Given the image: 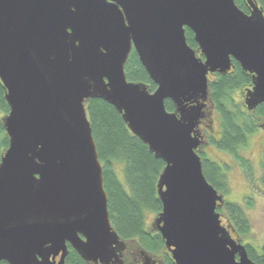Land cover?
I'll list each match as a JSON object with an SVG mask.
<instances>
[{
    "label": "water",
    "instance_id": "water-1",
    "mask_svg": "<svg viewBox=\"0 0 264 264\" xmlns=\"http://www.w3.org/2000/svg\"><path fill=\"white\" fill-rule=\"evenodd\" d=\"M248 5L250 15L235 0H0V82L10 108L0 264H66L68 246L87 264H122L126 243L111 224L90 100L113 106L165 163L154 226L175 264H255L223 225L224 197L197 152L210 73L237 62L252 77L247 110L264 105V13ZM133 51L155 92L127 80Z\"/></svg>",
    "mask_w": 264,
    "mask_h": 264
},
{
    "label": "trees",
    "instance_id": "trees-1",
    "mask_svg": "<svg viewBox=\"0 0 264 264\" xmlns=\"http://www.w3.org/2000/svg\"><path fill=\"white\" fill-rule=\"evenodd\" d=\"M253 1L264 13V0ZM235 3L240 10L248 14L246 0H235ZM186 38L189 47L197 49L198 45L190 30L186 31ZM234 65L236 70L240 71V65L235 61ZM125 72L129 82L145 84L150 92L156 91L157 86L149 78L135 51L129 57ZM251 83L250 75L239 73L236 76H221L216 84L210 85L212 101L222 122L223 138L220 148L233 155L247 146L250 136L259 128L253 118L230 107L233 103L230 99L232 91L247 87ZM5 95L6 91L0 82V163L9 148V138L3 125V119L10 113ZM165 105L167 111H176L171 101H166ZM87 113L99 160L103 166L104 188L108 195V210L113 228L122 240H137L146 251L153 254L163 253L165 264H175L171 257L165 254L166 247L161 234H151L146 227L147 213L162 212L157 185L165 163L156 159L148 146L129 131L122 115L110 104L103 100H90ZM257 115L259 119H264V105L258 107ZM202 165L207 181L221 196L227 195L229 184L218 165L203 156ZM118 173L122 174L123 181L119 179ZM217 212H224L235 236L247 237L251 234L249 220L241 205L227 202L219 207ZM245 247L249 258L255 264H264V246L261 249L249 244ZM68 249L66 264H87L71 246H68Z\"/></svg>",
    "mask_w": 264,
    "mask_h": 264
},
{
    "label": "rangeland",
    "instance_id": "rangeland-1",
    "mask_svg": "<svg viewBox=\"0 0 264 264\" xmlns=\"http://www.w3.org/2000/svg\"><path fill=\"white\" fill-rule=\"evenodd\" d=\"M247 87H240L232 91L230 95V99L233 102L230 107L253 118L259 127L257 132L250 136L247 146L238 150L239 156L244 159H238L214 145H210V147L204 149V157L221 165L224 164V166L226 164L229 165L225 169L229 193L227 195L222 194L224 204L228 202L241 205L246 212L251 226V234L249 236L238 237L232 233L234 239L240 240L244 246L249 244L256 249H261L264 246V119H259L257 111L251 113L245 107V88ZM211 100L212 94L209 89V102L207 103V108L204 110V116L207 112V118L204 117L203 121H210L213 128L219 132L222 130L221 117L217 111L215 112L216 106ZM118 175L119 179L123 181L122 174L118 173ZM220 215L223 225L231 227L224 212L220 213ZM157 217L158 214L147 213L146 227L151 229ZM157 255H160L159 257L162 262L165 261L163 253H157Z\"/></svg>",
    "mask_w": 264,
    "mask_h": 264
},
{
    "label": "flooded vegetation",
    "instance_id": "flooded-vegetation-1",
    "mask_svg": "<svg viewBox=\"0 0 264 264\" xmlns=\"http://www.w3.org/2000/svg\"><path fill=\"white\" fill-rule=\"evenodd\" d=\"M246 3L248 5V0H246ZM248 8H249L248 15H250L251 14V9H250L249 5H248ZM259 8H261V7L259 6ZM187 30H189V29H186V31ZM194 51L196 53V56L199 59H201L202 61H205V56L200 51L199 46L197 47V49H194ZM239 68H240V71H237L236 70V66L234 65V62H233V68L227 74H221L219 72L210 73L208 75V79H209V89H210V85L211 84H216L218 82V80L220 79L221 76H226V75L236 76L239 73H243L244 75H249V74L245 73L242 70L241 66H239ZM252 87H253V85L251 83V85H249L247 88H245L246 89V95H247V90L252 89ZM244 102L246 103V97L244 99ZM245 107H246V105H245ZM257 109L255 111H257ZM216 111H217V108L215 107V112ZM253 112L254 111H252L251 113H253ZM206 113H205V117L207 118V114ZM197 133L203 139V146L201 148H199V150L197 151L198 154L201 156V158H202V156L204 157V154H205V150L204 149L210 147V145H214L215 147H218L219 149H221L220 148V143H221L222 138H223L222 130H220L219 132H217L213 128V126L211 125V122L210 121H207V120L203 121L202 120L200 122L199 127L197 128ZM221 150L222 151H225L223 149H221ZM231 155H233V154H231ZM233 156L237 157L238 159H244L241 156H239V152H237V154H235ZM208 160H210V159H208ZM213 162L216 163L218 165V167L221 169L222 173L225 176H227L225 169H226V166H229V165L226 164V166H224V164L221 165V164H219V163H217L215 161H213ZM149 230H150V233L151 234H157V233H159L156 230L154 224H153L152 228L149 229ZM231 233H233V232H231ZM232 236H233V234H232ZM123 241L126 243V249L124 250V252L122 254V264H155V262H156V264H165V261L162 262V260H160V257H159L160 255L153 254L151 252H148V251L144 250L141 247V245H139V243L136 240H128V241L123 240ZM165 254L171 257V255L169 254V252L167 251V249L165 251Z\"/></svg>",
    "mask_w": 264,
    "mask_h": 264
}]
</instances>
